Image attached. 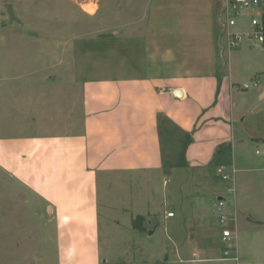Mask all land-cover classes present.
Wrapping results in <instances>:
<instances>
[{
  "label": "rangeland",
  "instance_id": "rangeland-1",
  "mask_svg": "<svg viewBox=\"0 0 264 264\" xmlns=\"http://www.w3.org/2000/svg\"><path fill=\"white\" fill-rule=\"evenodd\" d=\"M96 1L0 0V137L19 135L18 127L24 115L23 122L28 124L26 131H30V135L42 136L47 131L44 126H50L54 121L65 123L66 127L63 128L67 132L71 129L78 131V124L74 127L72 122L75 119L78 121L81 115L80 81L99 76H117L118 73L111 69L114 57L128 63L133 49H136L139 59L143 52L137 42V32L149 33L148 37H153L151 42L154 48L158 43L171 48L175 60L197 61L198 64L204 58L202 54L210 53L205 49L188 51L187 46L190 43L196 46L202 36L199 39L194 36L192 42L190 37L180 34L179 28L186 23L189 27L194 24L200 29L204 26L206 31L209 26L205 21L212 14L217 36L215 48L224 59L223 64L219 58L222 71L234 82L232 102L237 106L234 158L241 164L235 162V166L228 168L229 172L233 167L237 170L236 200L241 221L237 239L233 242L237 250L230 248L229 243L222 239L224 229L236 231L232 224L218 222L215 218L217 208L215 216L212 215L205 224L201 222V215L212 211L217 203V197L210 193L209 186L202 189L200 194L196 193L194 186L182 189L180 181L185 180L184 176L189 180V173L180 174V171L168 169L159 174L140 172L109 178L102 173L97 181L96 226L99 237L93 243L98 246V264H193L194 250L201 258L195 259L198 261L194 264H246L248 260L251 263L252 259L248 256L251 247L263 242L264 248V238L262 240L257 232L260 229L247 228L248 216L255 222L264 221V48L251 41L228 49L224 0H99L97 16L92 18L85 15L83 9L93 13L91 3ZM7 3L12 4L18 21L11 22L6 10ZM187 12H191L190 17L195 19H189ZM117 16L121 17L119 21H116ZM142 18L145 20L139 22ZM132 19L139 24L131 26L129 23ZM197 21L199 24H195ZM189 27L185 29L186 32L191 30ZM157 29L162 40L159 42L154 37L159 34ZM249 29L247 18L239 19L238 25L233 28L235 31ZM117 32L118 38L115 37ZM129 36L134 39L130 44ZM197 64L192 66V70L202 72L209 68L208 65ZM125 71L129 72L128 69ZM53 73L58 75L56 82L46 83L45 78ZM256 80L258 85L254 86ZM244 84L251 88L242 89ZM59 130L62 132V129ZM163 142L167 149L169 141L164 138ZM258 150L261 154H257ZM229 155L217 163H230L233 155ZM4 171L7 170L0 168V199H15L18 197V187H8L10 178ZM183 191H186V195ZM37 195L35 191L31 197L25 194L26 199L30 197L31 200L32 219H27L23 225L17 223L22 246H32L33 250L21 252L15 245L5 247L9 251L0 252V264L77 262L78 253L65 247L58 237L60 222L58 219L52 220L51 207H45ZM228 201L232 202V198H228ZM199 202L202 203L201 208ZM169 212H173L174 216L176 214V217L170 219ZM140 215L148 217V222L154 225L153 229L158 228L156 233L150 235L149 231L138 234L133 230L132 219ZM154 221H159L160 226ZM88 229L86 226V232ZM83 232L78 236L86 235ZM206 234L213 244L212 256L203 253V246L196 242V237ZM176 242L179 251L174 254ZM11 247L18 251L12 253ZM227 248L231 250L230 257L238 255V261L225 259ZM74 251L76 254L73 255ZM85 260L84 264H93Z\"/></svg>",
  "mask_w": 264,
  "mask_h": 264
},
{
  "label": "crops",
  "instance_id": "crops-1",
  "mask_svg": "<svg viewBox=\"0 0 264 264\" xmlns=\"http://www.w3.org/2000/svg\"><path fill=\"white\" fill-rule=\"evenodd\" d=\"M91 4L94 6L93 13L84 9L83 13L93 18L99 11V0ZM187 14L189 19L194 18L190 17L191 12ZM212 17L211 14L205 21L209 26L206 31L204 26L200 29L194 27V24L189 27L186 23L179 28L180 34L190 37L192 42L194 36H198L197 39L202 36L196 46H191L192 43L187 46L188 51L205 49L210 53L202 54L204 58L198 64L197 61L175 60L171 48L161 43L154 48L151 42L153 37L149 38V33L137 32V42L143 52L139 59L136 49H133L130 53L133 56L128 63L114 57L111 69L118 73L117 76H99L80 81L81 115L78 121L75 119L72 122L74 127L78 124V131L71 129L67 132L63 128L66 127L65 123L54 121V124L44 126L47 131L42 136L30 135V131H26L28 124L23 122L24 115L18 127L19 135L0 137V168L7 170L4 172L10 178L8 187H18L17 198L0 199V252L7 253L9 250L5 247L11 245L17 246L16 249L21 252L33 250L32 246H22L17 223L23 225L27 219H32L29 204L31 194L35 191L45 207H51L52 220L58 219L60 222V240L65 247L78 253L74 264H84L85 258L89 263L98 264V246L93 242L99 237V228L96 226L97 181L102 173L109 178L108 176L113 175H133L140 172L159 174L165 169L176 170L180 174L190 175L189 180L184 176L185 180L180 181L182 189L194 186L196 193L200 194L202 189L209 186L210 193L217 197V203L221 197L225 198L226 193L223 194V191L227 184L217 175V168L220 165L229 168L235 166V162L241 164L234 158L237 106L232 102L234 82L222 71L219 58L223 64L224 59L215 48L217 36ZM120 18L117 16L116 21ZM144 20L142 18L139 22ZM130 21L129 24L133 27L139 24H135L133 19ZM195 24H199L198 21ZM188 27L191 30L186 32ZM157 31L160 32L159 29ZM118 36L117 32L115 37ZM154 37L157 42L161 40L160 33ZM128 39V44L134 40L130 36ZM194 64L208 65L209 68L198 72L192 70ZM127 69L130 73L125 71ZM57 78L58 75L53 73L45 78V82L55 83ZM75 78L78 80L76 76ZM172 89H181L184 97L173 98ZM24 131L26 133L23 134ZM164 138L169 141L167 149ZM229 154L233 155L230 163H217ZM183 192L186 195V191ZM25 194L30 197L26 199ZM183 201L186 203V200ZM199 203L201 208L202 203ZM217 203L212 211L201 215L202 224L216 215ZM237 207L240 224L238 202ZM175 217L176 214L170 219ZM215 218L219 222L218 213ZM249 218L251 217L247 218V228L260 229L257 232L263 240L264 221L255 222ZM154 223L160 226L159 221ZM86 226L89 227L88 232ZM157 229L150 231L154 234ZM82 230H85L86 235L78 236ZM207 234L196 237V242L203 246V253L212 256L213 244L208 241ZM188 236H191L189 231ZM177 244L178 242L174 243V254L179 251ZM9 249L12 253L18 251L12 247ZM239 249L241 251V243ZM75 251L73 255L76 254ZM248 256L252 261L250 263L248 260L246 264L263 263V242L251 247ZM192 258L193 264L201 259L196 250L192 252ZM64 259L62 256V260Z\"/></svg>",
  "mask_w": 264,
  "mask_h": 264
},
{
  "label": "built area",
  "instance_id": "built-area-1",
  "mask_svg": "<svg viewBox=\"0 0 264 264\" xmlns=\"http://www.w3.org/2000/svg\"><path fill=\"white\" fill-rule=\"evenodd\" d=\"M226 23L224 25L225 34L227 38V47L238 48L245 42H255L264 48V0H224V10ZM247 18L249 20V30L235 31L234 27L238 25L239 19ZM254 86L258 85V81H254ZM243 89L251 88L248 84H244ZM257 153H261L260 150ZM237 170L233 167L230 172L226 165H220L217 168V175L221 180L227 184L225 188L226 197H221L218 200V219L223 225L232 224L235 231L229 229L223 230V240L229 243L230 248L237 250L236 245L233 244L237 239L239 228V211L236 202L237 183L235 175ZM232 198V202L228 201ZM168 217H174V213L169 212ZM230 249H226L224 255L225 259L238 261V255L230 257ZM237 254V251H236Z\"/></svg>",
  "mask_w": 264,
  "mask_h": 264
},
{
  "label": "trees",
  "instance_id": "trees-1",
  "mask_svg": "<svg viewBox=\"0 0 264 264\" xmlns=\"http://www.w3.org/2000/svg\"><path fill=\"white\" fill-rule=\"evenodd\" d=\"M132 226L133 229L137 232H149L151 229H153L152 223H148V218L144 215L137 216L132 219ZM155 224V223H154ZM159 225V224H157Z\"/></svg>",
  "mask_w": 264,
  "mask_h": 264
},
{
  "label": "water",
  "instance_id": "water-1",
  "mask_svg": "<svg viewBox=\"0 0 264 264\" xmlns=\"http://www.w3.org/2000/svg\"><path fill=\"white\" fill-rule=\"evenodd\" d=\"M6 10H7V13H8V15H9V17L11 18V22H12V23L15 22V21H18V18L15 17V14H14V12H13V6H12L11 3H7V4H6ZM171 95H172L173 98H175V99H176V98L181 99V98L184 97V92H183L181 89H172V91H171ZM249 220L252 221L251 218H249ZM149 234L152 235V234H153V231H150Z\"/></svg>",
  "mask_w": 264,
  "mask_h": 264
}]
</instances>
